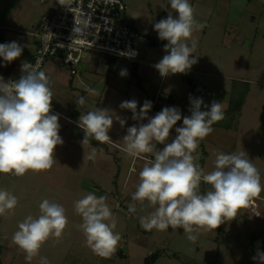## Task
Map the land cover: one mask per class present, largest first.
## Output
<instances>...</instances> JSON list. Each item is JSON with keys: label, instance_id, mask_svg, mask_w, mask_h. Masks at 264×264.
<instances>
[{"label": "rangeland", "instance_id": "1", "mask_svg": "<svg viewBox=\"0 0 264 264\" xmlns=\"http://www.w3.org/2000/svg\"><path fill=\"white\" fill-rule=\"evenodd\" d=\"M122 1L125 4L124 20L138 30L147 28L148 42L136 41L135 46L141 52H151L157 47V43L160 45L158 34L154 39L153 25L165 18L159 15L162 2L160 7H154L147 5L148 0ZM195 3L210 8V26L196 51L198 62L186 77L210 88L211 92L205 93V104L217 100L225 110L224 118L212 125V133L199 142V147L193 153L194 157H198L195 162L207 173L214 168L217 152H243L244 158L251 160L258 169L261 184L264 185V0H195ZM52 4V0H0V9L2 6L8 7L6 17L11 15L15 19L14 26L26 32L33 29L41 14L52 9ZM136 15L139 17H132ZM29 37L34 43L33 36ZM92 55L88 51L82 52L79 63L72 70L60 62L57 65H45L53 92L52 109L79 122L80 116L95 110L97 103V108H105V104L113 117L119 116L126 123L121 127L114 120L109 132L111 143L101 144L92 137L88 138L97 150L94 160L88 159L90 149L64 141L55 148L56 163L50 170L39 173L29 170L20 177L0 173V189L7 190L18 199L13 212L0 216V264H27L25 253L13 243L12 236L18 230V223L26 216L36 218L41 215L39 204L44 199L59 203L65 208L68 224L58 241L55 237H50L41 246L31 264H41V257H46L48 264H143L149 256L147 252L161 253L153 264H264L252 259L257 249L261 252L264 250V191H261L258 198H253L247 208H240L236 218L225 221L212 231L201 229L195 243L187 239V234L182 229L145 231L141 227L140 218L146 215L147 201L144 206L133 200H130L131 203L121 202V195L125 193L131 197L139 182L140 170L148 160H154V156L143 154V158H136L133 163V158L121 151L124 143L122 138L126 135L127 128L137 124V121L131 118L130 110L121 109L119 105L122 101L131 99L129 94L133 85L142 90L140 82L143 79L137 76L136 69V75L132 76L133 65L130 61L109 59L97 54L94 66L99 71L95 74L106 87L98 95H91L86 91V84L81 81V64L91 63ZM121 69L127 70L126 76L119 75ZM206 72L219 73L220 77L211 78L206 76ZM108 76L115 83L110 84ZM168 76L160 81L159 90H162L165 97L171 93H176L177 97L171 103L163 97H155L154 102L160 105L156 107L162 109L176 106L181 110L182 116L190 115V107L187 110L183 100L190 95L193 97L198 89H189L185 74ZM71 77L72 81L69 80ZM158 78L159 76L155 77L154 85ZM108 87H111V94H105ZM244 87L247 89L243 95ZM222 92L224 98L220 97ZM81 96L84 97V105L77 103ZM140 96L143 101H151L153 97L147 95L146 90L141 91ZM236 97H244V101L235 116L233 129L231 123L234 122L228 117L234 108L227 110L228 102L233 105ZM140 107L137 106L139 109ZM157 112L153 109L151 116ZM59 117L67 124L63 130L65 136L70 127L71 130L76 129L79 138H84V132L79 126ZM178 126L180 124L173 129ZM133 167L135 172L130 171ZM209 190L211 186L201 182L200 192L203 194ZM88 193L106 197V203L116 220L114 231L120 234L121 239L110 258L99 257L85 244L80 228L82 218L75 213L74 202ZM130 204L136 205L135 213H129ZM153 210L150 208V212ZM260 222L262 226L258 227ZM222 227L228 231L227 235L221 233Z\"/></svg>", "mask_w": 264, "mask_h": 264}, {"label": "clouds", "instance_id": "2", "mask_svg": "<svg viewBox=\"0 0 264 264\" xmlns=\"http://www.w3.org/2000/svg\"><path fill=\"white\" fill-rule=\"evenodd\" d=\"M58 3L70 9L72 0ZM169 4L172 11L153 25L158 38L167 41L163 45L166 54L154 65L161 77L187 74L198 62L197 56L192 55L197 46L193 33L204 27L195 19L189 0H169ZM89 24L90 20L75 18L72 31L82 35ZM22 52L23 46L17 41L0 43V58L5 64L18 59ZM22 71L25 74L11 83L0 76V173L17 177L29 170L37 173L50 170L56 163L55 148L64 142L59 135L60 114L52 111L53 92L48 76L27 63L22 64ZM119 75L126 76L127 70L121 69ZM86 91L98 95L96 89ZM189 101L190 115L182 116L178 107L166 106L151 117L148 116L151 101L145 100L139 112L135 99L122 101L119 107L130 110L134 121L146 119L147 123L129 126L122 138L123 146L118 147L133 158V163L136 158H143V154L154 153V160H148L140 170L136 190L131 193L133 201L141 206L147 201V206L154 209L140 218L141 227L145 231L182 229L187 239L195 243L201 229L212 231L236 218L240 208H247L253 198L259 197L264 185L258 169L244 158L243 152H217L214 168L207 173L195 162L198 157L193 153L199 142L212 133L214 123L224 118V109L217 100L205 104L202 97L190 95ZM77 103L84 105V97H79ZM114 120L121 127L126 123L119 116L113 117L106 108L81 115L78 125L84 132L82 144L88 143L89 137L101 144L111 143L109 132ZM181 120L182 124L175 127V137L166 143L170 130ZM157 144L163 147L156 150ZM96 152L92 148L88 159L94 160ZM130 171L135 172V168ZM201 182L210 185L211 190L202 194ZM17 204L15 195L0 189V216L13 212ZM39 209L41 215L26 216L12 236L13 243L25 253L27 264H31L50 237L58 241L68 224L61 204L44 199ZM74 210L82 218L80 228L86 246L99 257L110 258L121 236L114 231L116 220L106 197L88 193L74 202ZM128 211L135 213L136 205L130 204ZM252 259L264 262V252L257 249ZM41 264H48L46 257H41Z\"/></svg>", "mask_w": 264, "mask_h": 264}, {"label": "built area", "instance_id": "3", "mask_svg": "<svg viewBox=\"0 0 264 264\" xmlns=\"http://www.w3.org/2000/svg\"><path fill=\"white\" fill-rule=\"evenodd\" d=\"M52 2V9L41 14L29 31L35 41L27 61V64L45 72L49 79L46 64L57 65L60 62L72 70L84 51L111 59L139 60L140 51L135 46L136 41L147 43L148 38L124 20L125 4L122 0H72L70 9L59 5L58 0ZM75 18L90 20L82 35L72 31ZM23 74L22 71L3 78L11 83ZM52 111L58 113L54 109ZM60 116L79 126V122L62 114Z\"/></svg>", "mask_w": 264, "mask_h": 264}, {"label": "crops", "instance_id": "4", "mask_svg": "<svg viewBox=\"0 0 264 264\" xmlns=\"http://www.w3.org/2000/svg\"><path fill=\"white\" fill-rule=\"evenodd\" d=\"M161 2H162V9L159 12V15L161 17L165 16V18H166L167 15H168V11H172V9L170 8V4H169L168 0H148L146 3L149 6L151 5V6H154V7H160V3ZM189 2L194 8L195 19L199 23L204 25V27L201 30L195 31L193 33V37L197 41V46H196L195 52L192 54V55H195L196 51L198 49V46L201 43L200 41H202V38L204 37L206 31L208 30V27L210 26V24H208V23L210 21L209 19H210V15H211V10H210L209 7L196 4L195 0H189ZM141 5H143V4H141ZM8 9L9 8L5 7V6H2V8L0 9V20L2 21V22L0 21V43H7V42H11V41H17L21 46H23V52H22V55L18 59L12 61L10 64H5L2 61V58H0V76H2V77H9V76H13L16 73L22 72V68L20 69V67L22 66V64L27 63V61L29 60V57H30V55H31V53L33 51V49H32L33 40H31L30 37H29L30 36L29 31L27 30L25 32L23 29H19V28L14 26L13 22H15V19L11 15H9L7 17L5 15ZM172 14H173L174 17L176 16V13L174 11L172 12ZM211 27H212V24H211ZM143 28L144 29L139 28V30L141 32H143L147 36V32H146L147 28H145V27H143ZM22 34H25V35H28V36L25 37ZM155 35H157L156 31H154V35H153L154 39H155ZM157 39L160 41V45H159V43H157V45H156L157 47L155 49L153 48V50L151 52H149V53H146L145 51H142V52L140 51L139 60L135 61V62H130L135 67L136 72L138 71V73H136L137 76L140 77L141 79H143L142 82H140L142 84V90H139L138 87H136V85H133V87L130 89V94H129L130 98H131L130 100L135 99L138 102L137 106H142L144 101L141 99L140 92L146 90L147 95H152L153 96L152 99H151L152 108L148 112V116L149 117H151L152 110H153L154 106L160 107V105H158L157 102H154L155 101V97H157L156 99H158L159 97H160V99L164 98L168 103H171V100L174 99L175 97H177L176 93H174V94L171 93L170 95L165 97V95L163 94L162 90H159V83L162 80V78L165 79L166 77H169V76L161 77L159 72H158V70L154 67V65L157 62L160 61V59L163 57V55L166 54L165 50L163 48V45L165 44V41L160 40L159 38H157ZM96 58H97L96 54H93L91 56V63H88V64L82 63L81 64V69H82L81 81L84 84H86L87 89L88 88L96 89L98 93L99 92L101 93V92H103L104 88L106 87V84H104V82L102 84L99 81V77H97L96 74H95L97 71H99L94 66V64L96 63L95 61H97ZM138 64H140L139 67H138ZM188 73L185 74V77L188 75ZM200 74H202V73L200 72ZM206 74H207L206 76H209L211 78H213V77L219 78L220 77L219 73H213L212 74L210 72H206ZM156 76H159V78H158L157 84L154 85L153 82H154ZM107 78H109L110 84H113V82L115 83L114 79L111 81V76H108ZM186 78H189V77H186ZM164 79H163V81H164ZM69 80L72 81V77ZM187 84L189 86L192 85V88L189 87V89L191 91L193 89H201L203 100H204V98H206L205 93L211 92V91H209L210 88L201 85V83L194 82L192 79H191V84H189V83H187ZM110 92H111V87H108L106 89L105 94H111ZM223 94H224L223 92L220 93V97L221 98L222 97L224 98ZM171 95H172V97H171ZM197 97L198 96H196V98ZM225 99H227L226 96H225ZM188 100H189V97H187V99L183 100V104L186 105L187 110L190 107V102ZM97 104H96V109H97ZM188 104H189V106H188ZM104 106H106L105 108L107 109V105L104 104L103 107ZM100 108H102V107H100ZM56 112H58V111H56ZM137 112H139V108H137ZM59 123L61 125V128L59 130V135L62 137L63 141H68L70 144L76 145V146H78L80 148H85V149L87 148V149H90V150L92 148L96 149V147L94 145H92L93 142H90L89 140H88L89 141L88 143L82 144V140L83 139L79 138L77 136V134H76L77 132H76L75 128H74V130H71L70 127H69L68 128V133L66 135L67 137H66L63 134V130L65 129V127H67V124L60 117H59ZM136 123H141V121H137ZM143 123H147V120L146 119L143 120ZM177 124L181 125L182 122L178 121ZM172 130L173 131L170 130L172 132V135L169 137V139H168V141H166V143L171 142V139H173L175 137V135H176V133H174L175 129H172ZM162 147H163V145L157 144L156 150H159ZM151 155L154 156V153L151 154ZM98 194L101 195V193H98ZM128 195L129 194L123 193V196L121 195V197H122L121 198V202L122 201H125V202L129 201L128 203H131L132 201H130V200H132V198L128 197ZM125 198H127V199H125ZM149 212H150V208L147 207L145 214L147 215ZM251 226H253V225H251ZM261 226L262 225H261V222H260L258 227H261ZM227 232L228 231L225 230L223 227L221 228V233L222 234L227 235ZM199 234H201V233L199 232ZM263 235H264V232H263ZM263 235H261V236H263ZM252 238H254L253 234H252ZM256 238H259V237H256ZM236 241H238V240L236 239ZM262 252H264V250H262ZM160 254L161 253H159V252L158 253L155 252L154 254L152 252H147V255H149V256H148L147 259L144 260V262L147 260L149 264H153L154 261L157 259V257ZM123 259H125V258H123Z\"/></svg>", "mask_w": 264, "mask_h": 264}, {"label": "trees", "instance_id": "5", "mask_svg": "<svg viewBox=\"0 0 264 264\" xmlns=\"http://www.w3.org/2000/svg\"><path fill=\"white\" fill-rule=\"evenodd\" d=\"M109 59H111V58H109ZM131 74H132V76H133V75H136V74H135V67H134V66H133V68L131 69ZM186 80H187V83L191 84V79H190V78H186ZM244 83H245V82H244ZM189 87L192 88V85H190ZM243 89H244V93H242V94L244 95L245 92H246V89H247V88L244 87ZM196 96H198V97H202V91H201V89H198L197 93H194L193 98H196ZM243 101H244V97H243V98H242V97H236V98H234L233 105H232L230 102H228V110H227V111H229V110L231 109V107L234 108L233 111H232V113H230L231 116L228 117L229 119L232 120L231 122H234V123H231V127H232L233 129L235 128V125H234V124H235V118H236L235 116L238 115V113H239V111H240V107H241ZM153 109H155V110L158 111V112L161 110L160 108H157L156 106H154ZM202 110H203V109H202ZM224 111H225V110H224ZM229 127H230V124H229L228 128H229ZM199 159H201V157H200ZM144 264H149V263H148V261L146 260Z\"/></svg>", "mask_w": 264, "mask_h": 264}]
</instances>
